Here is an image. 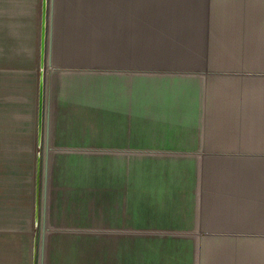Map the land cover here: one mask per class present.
<instances>
[{
  "label": "crops",
  "instance_id": "crops-1",
  "mask_svg": "<svg viewBox=\"0 0 264 264\" xmlns=\"http://www.w3.org/2000/svg\"><path fill=\"white\" fill-rule=\"evenodd\" d=\"M102 1L0 0V119H6L7 103L10 108L20 102L23 55L30 65L37 67V59L39 65L37 13L48 4L54 13L52 64L71 65L74 70L63 75L67 79L109 75L110 80L108 103L102 98L107 91L95 89V83L68 82L56 90L62 111L49 116L45 136V226L52 234L92 241L62 244L50 264H264V211L229 210L228 195L233 189L244 195L253 185L262 196V160L259 176L226 179L222 172L234 170L231 160L216 155L217 162L206 164L199 180L195 159L183 154L198 148L200 139L201 147L221 151L229 131L215 119L230 118L205 116L210 130L203 137L133 131L119 121L199 119L200 92L209 85L198 78L163 82L146 74L79 67L90 61L140 60L154 52L175 59L182 50L176 45L183 42L189 46L184 50L197 51L200 42L182 39V29L198 23L180 11L169 18L158 11L166 19L141 12L133 19L119 14L129 11L128 5H118L121 0ZM133 8L144 9L141 4ZM173 31L177 36L167 41ZM3 147L0 156L6 154ZM5 163L0 158V264H35L34 215L22 208L15 173L8 181Z\"/></svg>",
  "mask_w": 264,
  "mask_h": 264
},
{
  "label": "rangeland",
  "instance_id": "rangeland-1",
  "mask_svg": "<svg viewBox=\"0 0 264 264\" xmlns=\"http://www.w3.org/2000/svg\"><path fill=\"white\" fill-rule=\"evenodd\" d=\"M105 1L108 0L102 2ZM120 3L118 5L121 8L123 5H128L129 11L119 14H128L133 19L137 18L136 15H141V12L144 14L148 12L149 18L164 19L176 15L178 11L182 12L188 16L185 18L187 21L198 23L183 28L182 39L195 37L196 43L200 42L195 46L200 49L184 50L189 46L183 42L176 45L182 50L178 51L180 57L175 59H171L173 57L164 59L162 54L154 52L145 59H117L93 63L90 61L91 63L79 67H93L106 72L119 70L132 74H146L149 75L146 77L163 82L173 77L182 80L198 78L201 83L206 82L209 85L208 89L206 87L207 92L201 91V99L198 101L199 119H120L119 121L124 125L126 123L129 130L131 128L133 131H180L197 133L200 137L210 130H207L209 126L205 116L230 118L215 119L223 121L229 131L228 143L222 146L221 151H210L201 147L204 140L200 139L197 141L198 148L183 149V154L195 159L199 180L205 177L206 164L217 162L216 155H224L231 160L230 164L234 170L222 172L226 179L238 177L239 180L242 178L250 180L259 176L258 161L262 160V196L258 187L253 188V185L244 195H240L236 189L229 191L228 195L231 203L229 210H235L238 206L246 211H264V0H121ZM140 4L144 9L133 8L134 5ZM47 8L48 10L37 13L38 38L41 30L40 46L43 44L45 51L48 44L51 50L53 28L51 22L50 30V17L52 16V21L54 17V13L49 11V4ZM160 10L164 12L166 18L158 12ZM159 14L162 15L159 17ZM175 35L177 36V33L173 31L169 34V38L165 37V39L168 41ZM37 46L39 53V40ZM200 51L203 54H200ZM73 70V67L66 63L55 67L51 58L49 68L46 65L44 68L41 64L38 65V59L37 67H34L33 62L30 65L29 60L26 61L23 55L21 92L16 93V96L20 97V102L16 101L15 106L10 108L7 103L6 119H0V145L4 146L6 153L0 158L6 159V178L8 181L12 180L15 173L16 191H21V193L16 192V195L22 197L20 204L26 211L30 209L34 215L31 223L35 264H50L52 256L61 254L62 244H85L92 241V237H67L46 230L43 260H41L46 116L48 114L52 117L55 112L58 114L62 111L61 103L56 99L58 95L56 90L60 85L68 82L95 83V89L102 88L107 91L102 98L108 103L109 75L75 77V79L63 77L66 72L70 73ZM175 83L180 82L176 80ZM99 84L102 87L96 86ZM259 104H262L261 111L258 109ZM190 105L193 107L195 103ZM183 109L187 110L184 107ZM57 120L62 121V119ZM50 121L52 119H49V123ZM231 123L233 124L230 127ZM254 126H256V139ZM215 128L214 130H219L218 127ZM226 129L223 127L224 131ZM258 129L261 130V139H257ZM209 154L213 156H208ZM201 191L202 189L199 188V192Z\"/></svg>",
  "mask_w": 264,
  "mask_h": 264
},
{
  "label": "water",
  "instance_id": "water-1",
  "mask_svg": "<svg viewBox=\"0 0 264 264\" xmlns=\"http://www.w3.org/2000/svg\"><path fill=\"white\" fill-rule=\"evenodd\" d=\"M48 133H49V115L47 114V116H46V128H45V136L46 137L48 136ZM47 158H48V141L46 140L45 163H44V172H43V210H42V230H41V237H42L41 260H43L44 236H45V231H46V228H45V198H46V191H47Z\"/></svg>",
  "mask_w": 264,
  "mask_h": 264
},
{
  "label": "bare ground",
  "instance_id": "bare-ground-1",
  "mask_svg": "<svg viewBox=\"0 0 264 264\" xmlns=\"http://www.w3.org/2000/svg\"><path fill=\"white\" fill-rule=\"evenodd\" d=\"M51 14L52 13H50V15ZM51 19H52V16L50 17V30H51V22H52ZM40 42H41V30H40ZM49 46L50 45L48 44L47 51H45L44 50V45L43 44L41 46L39 45V47H40V51H39V64H41V66L43 68L45 67V65L49 68V64H50V62H49L50 61V49H49ZM37 221H38V217H37ZM41 230H42V220H41Z\"/></svg>",
  "mask_w": 264,
  "mask_h": 264
}]
</instances>
